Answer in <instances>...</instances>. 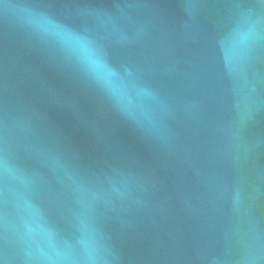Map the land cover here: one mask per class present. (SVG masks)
I'll return each mask as SVG.
<instances>
[{"label": "water", "instance_id": "95a60500", "mask_svg": "<svg viewBox=\"0 0 264 264\" xmlns=\"http://www.w3.org/2000/svg\"><path fill=\"white\" fill-rule=\"evenodd\" d=\"M0 264H264V0H0Z\"/></svg>", "mask_w": 264, "mask_h": 264}]
</instances>
